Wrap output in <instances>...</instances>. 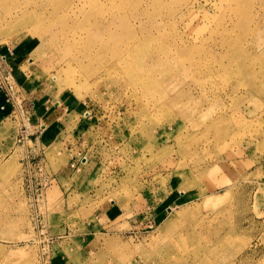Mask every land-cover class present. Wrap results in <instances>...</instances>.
I'll list each match as a JSON object with an SVG mask.
<instances>
[{
	"label": "rangeland",
	"instance_id": "374dc122",
	"mask_svg": "<svg viewBox=\"0 0 264 264\" xmlns=\"http://www.w3.org/2000/svg\"><path fill=\"white\" fill-rule=\"evenodd\" d=\"M45 1L42 35L14 33L0 10V84L18 105L0 124V264H264V0H161L141 35L124 33L136 0ZM170 1L186 12L179 35H164ZM89 35L114 52L133 39L143 58L201 45V66L169 47L188 72L164 84L194 110L122 66L98 70L115 59L84 55L74 39Z\"/></svg>",
	"mask_w": 264,
	"mask_h": 264
},
{
	"label": "bare ground",
	"instance_id": "6f19581e",
	"mask_svg": "<svg viewBox=\"0 0 264 264\" xmlns=\"http://www.w3.org/2000/svg\"><path fill=\"white\" fill-rule=\"evenodd\" d=\"M241 1L242 0H230V9L232 10V6H237L236 3ZM136 2L137 5L134 7V9L136 10L135 14H133L129 20L125 21L124 33L126 35L132 32L135 33L134 35H141V33L146 32L147 29L145 28H140V30L142 31L137 32L132 31V29H135L136 27H143L145 25L144 19H146V16H148V9L150 7V9H152L154 6H158L161 0H136ZM195 3L197 2L190 1L187 4L186 10L188 13H191L190 9L193 8V5ZM45 4V0H0V10H2L4 13V23L12 28V30L15 29L14 33L20 29H27L26 32H32L33 35H42L50 32L51 30V26L47 25V23L45 22V18L43 15V13L45 12H43L41 9V7H44ZM165 4L169 5L172 9V11L167 14L169 15L168 19H175V21L171 26V28L174 30V33L168 34L164 32V35H179L181 34L179 30V24H183L185 25V27L188 25L186 20L178 21V19H183L184 17H186V12L180 11L179 6L175 7L173 1H170V4ZM179 13L182 14L177 17ZM75 15L76 14L70 9L65 13H60V15H58V19L60 22H62L64 21V19H66V17H74ZM111 16L114 15L111 14ZM114 17L122 21L125 20L124 18H119L117 16ZM148 24L150 25V22H148ZM110 25H113L119 30H123V25L120 22L117 25H114L113 23H111ZM229 25H232V22L229 23ZM109 27L108 35H111V38H113V32ZM213 32L214 31L212 30L210 33ZM226 32H228V28L226 29ZM222 33H225V27L223 28ZM98 39V35H89L87 39H84L81 36H79L77 39H74L76 45L81 43L84 44L87 42L89 43L87 44L86 48H83L85 51L83 52L84 55L87 54L91 56L94 54V57L100 56L101 58L111 56L115 59L114 63L103 64L100 68H98V70H103L105 68V65L111 66L115 64V66H113L111 69H113L114 67L119 68L120 66H122V69L125 71L127 79L129 81L140 84L142 88L146 87V89H143L147 92V94L158 95V100L162 105H169L170 103L175 104L176 106L179 105V112L182 116L185 114H190L194 110L191 107V109L185 110L182 107V104L180 102L181 100H179L178 96L170 98V96H168V90L166 89L164 84L175 85L174 83H168L169 79L174 81L179 80L180 78H182V76H186V73L188 72V69L184 66V61L181 57H178L176 59L168 58L173 56V52L169 51V47L171 45H176L174 50L178 53L184 54L182 55L184 59L201 66L203 65V63H205L206 60V53L203 51V47H201V45L197 46L196 42H192L191 40L184 41L183 39H180V43H177V41L174 40L172 44H169L167 48L156 49L154 51L155 56H151L150 58H143L138 54V51L142 45H140L133 39H128L121 42V48L119 50H116L115 52L111 50V48L108 46V42H105V39L100 38V42L95 41ZM93 41L95 44H93ZM170 41H172V38H170ZM208 45L210 47H216L218 46V42L210 40V42H208ZM221 46L235 47V45L227 43L226 41H224V43L222 42ZM94 70L95 69L91 67L89 69V72L93 73ZM241 72L242 56L232 57L224 66L222 75L224 77H230L234 73L239 74ZM212 76L214 75L212 74ZM83 163H85V161Z\"/></svg>",
	"mask_w": 264,
	"mask_h": 264
},
{
	"label": "built area",
	"instance_id": "2783aa9c",
	"mask_svg": "<svg viewBox=\"0 0 264 264\" xmlns=\"http://www.w3.org/2000/svg\"><path fill=\"white\" fill-rule=\"evenodd\" d=\"M0 89L1 90L6 89L5 91H6L7 95L5 94V97H4V99L6 100V103L12 104L13 110L18 111V105L14 101L12 95L9 94L7 86L5 87V89H3V86H1V84H0ZM1 108L3 109L4 107L2 106ZM84 158L85 157H81V158H77L76 156L72 157L73 162L69 165L70 168L76 169V167H78L80 165V163H82V160H84ZM27 162L29 163L28 160H27Z\"/></svg>",
	"mask_w": 264,
	"mask_h": 264
},
{
	"label": "crops",
	"instance_id": "0c3cea01",
	"mask_svg": "<svg viewBox=\"0 0 264 264\" xmlns=\"http://www.w3.org/2000/svg\"><path fill=\"white\" fill-rule=\"evenodd\" d=\"M4 97L5 94H3V90L0 89V124L13 115L12 104L6 103ZM2 106L4 107L3 109L1 108Z\"/></svg>",
	"mask_w": 264,
	"mask_h": 264
}]
</instances>
